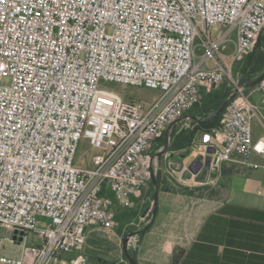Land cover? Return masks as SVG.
<instances>
[{
	"label": "built area",
	"instance_id": "2783aa9c",
	"mask_svg": "<svg viewBox=\"0 0 264 264\" xmlns=\"http://www.w3.org/2000/svg\"><path fill=\"white\" fill-rule=\"evenodd\" d=\"M263 32L264 0H0V252L34 240L0 263L58 264L89 227L113 230L116 203L133 208L157 177L154 143L224 84L237 95L203 136L209 166L190 179L181 167L178 183L212 189L234 159L264 170L250 161L264 157L262 107L235 74ZM104 83L160 97L126 101ZM83 139L98 152L90 168L77 164Z\"/></svg>",
	"mask_w": 264,
	"mask_h": 264
},
{
	"label": "crops",
	"instance_id": "0c3cea01",
	"mask_svg": "<svg viewBox=\"0 0 264 264\" xmlns=\"http://www.w3.org/2000/svg\"><path fill=\"white\" fill-rule=\"evenodd\" d=\"M263 36L264 32L262 38ZM247 92L257 104V98L264 100L263 94L254 92V88H247ZM261 105L264 107V102ZM187 122V119L182 118L167 128L169 148L158 139L151 149V155L157 159L159 168L162 166V180L167 189L159 192L157 217L149 232L134 240L137 262L264 264V170L250 169L234 159L223 165L221 179L216 187L199 189L203 191L202 196L196 195L199 190L180 186L176 173L181 167L188 166L190 171L185 174V178L190 179L203 153L204 135L199 136L197 146L194 145L188 151H176L172 148ZM257 126L254 130L255 139L264 136L261 126ZM252 157L259 158L260 161H252ZM252 157V163L264 165V157ZM205 159L202 158L205 165L198 169L200 173L206 172L208 158ZM260 189H263L262 195L258 193ZM151 210L152 206H148L146 213ZM91 232L88 228L86 239L97 235L96 231ZM109 247L114 249L112 253L102 250ZM124 255L122 242L120 245L111 237L108 241L95 240L89 250L65 254L58 264H74L79 258L93 264L94 257L110 264H127L124 262ZM108 256L117 257L111 260Z\"/></svg>",
	"mask_w": 264,
	"mask_h": 264
},
{
	"label": "trees",
	"instance_id": "16d2710c",
	"mask_svg": "<svg viewBox=\"0 0 264 264\" xmlns=\"http://www.w3.org/2000/svg\"><path fill=\"white\" fill-rule=\"evenodd\" d=\"M262 48L264 49V36L262 38ZM235 72L240 75V79L242 83L247 81H254L260 75L264 73V56L259 52L257 47L253 53L248 55L242 61H239L235 65ZM232 89L228 87L227 84H224L219 89L205 93L203 95L202 101L198 104L190 113L200 118H204V122H195L192 121L193 128L191 130H182L181 133L176 137L172 148L176 151H188L191 148L197 146V138L199 136L205 134H213L215 130L219 129L221 126V121L223 114L219 117L213 119L212 121H208L212 118L214 113L219 109V107L231 96ZM264 96V95H263ZM253 101L252 97H250ZM165 135L163 134L160 139V143L164 144ZM161 168V169H160ZM157 180L159 184V192L163 191V173L162 166L160 165ZM199 190V189H198ZM188 194L189 191H183ZM103 195L109 196L113 198V194L110 191L105 190ZM197 196H202L203 191L199 190L196 193ZM154 199V187L151 184V187L147 193L140 199H132L134 201V207L130 209L122 208L118 203L115 206V219L116 223L119 224L118 233L122 236H125L130 231L136 230L140 227H144L151 218L152 210L147 212L148 206H152ZM150 229L143 232L138 236L140 239L141 236L145 235L149 232ZM129 251L131 255L137 261V250L136 248L130 247ZM101 261V262H99ZM93 264H110L107 261H103L98 257L92 258ZM124 262L130 264L127 257L124 255ZM116 264H124L123 262H119ZM176 264V262H175Z\"/></svg>",
	"mask_w": 264,
	"mask_h": 264
},
{
	"label": "rangeland",
	"instance_id": "374dc122",
	"mask_svg": "<svg viewBox=\"0 0 264 264\" xmlns=\"http://www.w3.org/2000/svg\"><path fill=\"white\" fill-rule=\"evenodd\" d=\"M236 74V72H235ZM241 78V77H240ZM103 88L113 91L115 93H118L119 95L122 96L123 99L126 101H134V102H143V103H152L155 100H157L160 97V91L159 90H153V89H148V88H138V87H131V86H122L120 84H115V83H104ZM256 100L253 99V102ZM258 104L262 107V103L264 100H259L257 98ZM261 103V104H260ZM262 115L264 117V107H262ZM258 123L257 121H253V127L254 130H256V127ZM259 126V125H258ZM257 126V127H258ZM260 130V127H259ZM98 154L96 150H94L90 145L89 142L86 140H82L80 143V147L78 150V155H77V164L79 166H86L88 168L92 167V159L93 157ZM252 161H260L259 158H253L251 159ZM119 228V224L116 223V226L113 230H106L101 227H96V226H91L89 227V230L92 231L91 233H94L96 231L98 237L92 236L91 238L89 237L86 239V242L82 249L78 252L86 251L87 249L89 250L91 245L95 242V240L100 239L102 241H108L111 237L117 240V243L121 245V242L124 238V236L120 235L117 232V229ZM115 234V235H114ZM110 237V238H109ZM24 240L22 243L15 244V245H10V244H5L3 248L1 249L0 252V260L2 258H7V259H19L21 257L22 253V248L24 242L27 244H31L34 240L29 237V236H24ZM94 238H96L94 240ZM93 239V240H92ZM104 252H109L112 253L114 249L112 247L109 248H102ZM107 250V251H106ZM119 251V250H118ZM120 254H118L119 256ZM117 256H108L109 259H116ZM1 264V263H0Z\"/></svg>",
	"mask_w": 264,
	"mask_h": 264
},
{
	"label": "water",
	"instance_id": "95a60500",
	"mask_svg": "<svg viewBox=\"0 0 264 264\" xmlns=\"http://www.w3.org/2000/svg\"><path fill=\"white\" fill-rule=\"evenodd\" d=\"M257 49L259 50V52L264 56V49L262 48V35L259 37L257 45H256ZM264 81V73L262 75H260L256 80L254 81H247L245 83H243V86L245 88H254L257 85H259L261 82ZM237 92H234L220 107L219 109L214 113V115L212 116V118L208 121H212L213 119L219 117L220 115L223 114V112L228 108L229 104L231 102H233L236 98ZM187 120L190 121H195V122H204V118H199L195 115H187L184 117ZM182 119H180L179 121H181ZM178 122V121H177ZM165 143H166V148H169V129L165 132ZM209 162H210V157L207 160L206 166H209ZM198 165L197 169L194 170V173H196L198 171V169L200 167H202L204 164L202 158H199V160L196 163ZM152 184L154 187V199H153V204H152V215L150 220L148 221V223L144 226V227H140L136 230L130 231L129 233H127L122 241L123 244V251L125 256L127 257L128 261L130 264H139L135 258L131 255L130 251H129V241L131 238L137 237L140 234H142L143 232L147 231L148 229H150L152 227V225L154 224L156 217H157V210H158V200H159V184H158V180L157 177L154 176L153 180H152ZM18 233L15 232V238H17ZM22 236H24V233L21 234Z\"/></svg>",
	"mask_w": 264,
	"mask_h": 264
}]
</instances>
